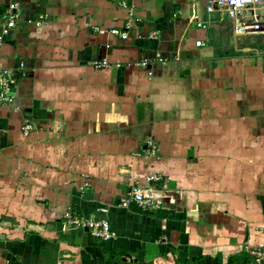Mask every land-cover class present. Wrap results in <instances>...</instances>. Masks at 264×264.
Wrapping results in <instances>:
<instances>
[{
  "label": "crops",
  "instance_id": "1",
  "mask_svg": "<svg viewBox=\"0 0 264 264\" xmlns=\"http://www.w3.org/2000/svg\"><path fill=\"white\" fill-rule=\"evenodd\" d=\"M10 1L0 0V24ZM18 1L0 52L16 79L14 102L0 106V264L255 258L264 244V0L243 10L262 24L246 34L208 12L209 0ZM138 185L163 190V204L123 206ZM67 211L106 219L115 235L67 225Z\"/></svg>",
  "mask_w": 264,
  "mask_h": 264
},
{
  "label": "built area",
  "instance_id": "2",
  "mask_svg": "<svg viewBox=\"0 0 264 264\" xmlns=\"http://www.w3.org/2000/svg\"><path fill=\"white\" fill-rule=\"evenodd\" d=\"M261 1L262 0H209L207 11L214 12L215 10H219L227 14L234 20L235 32L238 34H246L252 32L254 28L259 29L262 24L244 20L242 18V12L246 8V5H257L261 3ZM20 15V2H10L6 7L5 17L0 24V52L5 38L10 31L16 27ZM199 25L205 27L202 22H200ZM110 32L123 39L128 38V33L119 28H112ZM153 33L156 36L157 33ZM200 43L201 42H199V44ZM148 63L149 62L146 60L142 62L143 65H148ZM108 65L109 61L107 59L95 63L97 68H105ZM21 66H23V64H21ZM15 80V72L13 69L0 67V106L14 102L16 97ZM31 129V124H25L23 126L25 134H28ZM152 143L153 142H150V144ZM165 197H167V195L161 189L138 185L133 187L123 198L122 204L123 206H128L131 202H137L143 206L157 208L163 204ZM64 215L67 225L86 227L97 237L110 239L115 235L110 223L106 219L90 218L70 211L65 212ZM251 252L255 253L256 251L251 250ZM258 254L264 253L259 252Z\"/></svg>",
  "mask_w": 264,
  "mask_h": 264
},
{
  "label": "rangeland",
  "instance_id": "3",
  "mask_svg": "<svg viewBox=\"0 0 264 264\" xmlns=\"http://www.w3.org/2000/svg\"><path fill=\"white\" fill-rule=\"evenodd\" d=\"M12 1H17V2H18V0H12ZM12 1H10V2H12ZM10 2H9V3H10ZM5 12H6V9H5ZM4 68H7V69H13V68H9V67H4ZM13 70H14V72H15V69H13ZM251 250L256 251L255 253H252V252H251V254H252L253 256H255V258H257L258 260H261V261H262L261 263H263V262H264V254H258V253H259V252L264 253V244H262L261 246L253 247Z\"/></svg>",
  "mask_w": 264,
  "mask_h": 264
},
{
  "label": "trees",
  "instance_id": "4",
  "mask_svg": "<svg viewBox=\"0 0 264 264\" xmlns=\"http://www.w3.org/2000/svg\"><path fill=\"white\" fill-rule=\"evenodd\" d=\"M241 255L245 256V255H246V252H242V253L240 254V256H241ZM240 256H238V257H240ZM234 258H237V255H235L234 257H231V258L229 259L228 263H232L231 261H232ZM246 261H248L247 264H258L259 262H261V260H258L257 258H253V259H252L249 255L246 256ZM218 264H221L219 260H218Z\"/></svg>",
  "mask_w": 264,
  "mask_h": 264
},
{
  "label": "water",
  "instance_id": "5",
  "mask_svg": "<svg viewBox=\"0 0 264 264\" xmlns=\"http://www.w3.org/2000/svg\"><path fill=\"white\" fill-rule=\"evenodd\" d=\"M143 109H144L143 104H139V106H138L139 116H143ZM100 215L104 216L102 213H100ZM259 264H264V262L263 263H259Z\"/></svg>",
  "mask_w": 264,
  "mask_h": 264
}]
</instances>
